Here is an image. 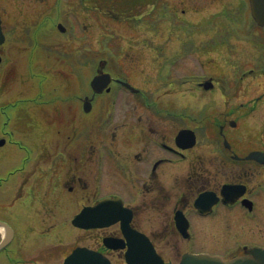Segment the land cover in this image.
<instances>
[{
	"label": "flooded vegetation",
	"instance_id": "flooded-vegetation-1",
	"mask_svg": "<svg viewBox=\"0 0 264 264\" xmlns=\"http://www.w3.org/2000/svg\"><path fill=\"white\" fill-rule=\"evenodd\" d=\"M207 1L212 0H203V8L193 5L198 14L193 24L207 25L212 43H207L208 47L216 49L222 42L232 38L233 41L230 51L218 48L197 52L204 58L201 64L207 69V77L191 84V90L200 97V107L192 108L191 113L188 110L196 106L187 105L182 99L189 90L184 88L186 83L168 79L152 97L142 86L135 87L120 74L106 70L112 77L106 91L95 93L91 87L88 89L87 82L82 84L87 88L85 93L81 88L70 91L69 94L75 92L74 99L64 101L70 117H88V122L80 126L86 133L80 138L86 142L78 146L81 152L74 147L66 153L58 144L46 148L43 137H35L32 147L30 139L24 140L26 108L31 112L33 108L40 110L37 118L31 119L38 130L44 126L42 131L46 124L62 122L67 114L61 112L60 98L53 106L55 114L45 112L48 105L43 104L45 99L41 95L37 107L26 102L30 95L23 82L34 75L38 67L34 64L40 65L41 52L44 61L53 56L63 63L62 59L69 58L62 56V51L46 53L41 48L47 29L67 31L57 14L69 11L76 16L92 17L93 10H97L96 0H0V245L8 239L0 247V264H53L64 255L55 263L61 264L78 247L97 251L112 262L117 259L120 264H127V243L122 250H113L104 243L106 237L125 239L121 222L90 229L72 224L85 206H92L104 197L124 200L131 228L149 238L165 264L180 263L185 253L225 251L231 252L229 257L233 258L246 255L247 249H264V28L251 17L249 0H233L232 6L223 3L222 11L208 9ZM138 3L133 2L130 8L134 9L133 5ZM158 9L168 11L169 16H176L183 26H188L191 9L184 2L177 5L169 0H151V11ZM108 10L106 18L114 12L111 7ZM254 39L262 47L257 57L263 66H237L234 60L238 54L252 56L247 47L241 51H234L233 47L254 43ZM223 57L231 59V74L236 72L240 76L238 81L233 75L232 83H221ZM239 65H244L243 61ZM171 70L172 67L167 68V73ZM155 73L162 75L157 70ZM46 77L45 70L43 79L37 83L45 85ZM117 92L119 96L128 93L136 97L134 125L129 124L130 129L119 140L121 149L109 147L110 139L114 140L116 135L110 136L106 122L111 105L117 101L112 95ZM219 105L225 106V110L217 111ZM11 107L13 113L9 114L7 110ZM96 117L98 121L94 124ZM125 125H116L115 129ZM182 130L189 132L181 137ZM61 132V127L55 128L56 135ZM47 149L54 152L56 173L46 191L42 182L47 176L40 178L45 171L42 157ZM100 150L98 161L93 163L94 152ZM31 156L35 162L28 173ZM95 170L103 183L116 182L117 191L104 193L105 188L94 185ZM33 177L39 182L37 189ZM74 203L76 209L72 210ZM66 204L69 213H74L70 225L76 237L77 230L88 235L81 238L86 242L77 243L76 238L64 250L60 249L61 228L56 220ZM49 220L53 224L49 225ZM141 224H147L148 229ZM181 241L187 244L183 253ZM158 244L172 250L170 258L159 252Z\"/></svg>",
	"mask_w": 264,
	"mask_h": 264
},
{
	"label": "rangeland",
	"instance_id": "rangeland-1",
	"mask_svg": "<svg viewBox=\"0 0 264 264\" xmlns=\"http://www.w3.org/2000/svg\"><path fill=\"white\" fill-rule=\"evenodd\" d=\"M138 1V4L133 5L136 7L132 9L130 8V5L133 4V2L136 3L137 0H96L95 7L100 10L101 14H98V12L95 11L92 17L87 18L81 17L80 15L76 16V14H69V11L63 12L64 15L58 13L57 15L61 18V22L63 23L67 31L65 33H60L58 30L52 29L50 31V29H47L46 33L48 34H46V42L41 43V48H45L46 53L48 48L51 50L50 53H52L53 50L60 51V49H64L63 51H72L73 56L76 57L78 61H80V66H84L82 62H86L88 60V64H93V67L96 69L100 66H103L105 70H111L112 72L117 74L121 73L120 75L122 78L128 79L127 81H129L135 87L142 86L143 89H145V91L152 97H155V91L160 90V86H164L166 83L167 73L165 71L161 72V67L165 65V62H173V74L171 73L170 78H167V80L169 79L170 81L182 83L187 81L191 82L193 80L199 81L203 76H207L205 73L207 69L204 70L201 66V62L203 59L199 56V54H197V52H199L200 50H206V48L202 47L206 46L207 43L212 45L211 36L207 29V25L196 26V24H193V22L197 21L198 19V14H195L193 5L196 6L199 4V8H203V0H169L170 2L177 3V5L178 3L183 4L184 2V5H188V8L191 9L189 24L187 27L183 26L179 22L178 18H176V16H165V12H167L166 10H156L152 12L151 0H149V3H147L148 1ZM238 1L240 0H236V2ZM128 2H130V4L126 5V3ZM223 3H225L227 6H232L233 0L207 1L206 6H208V9L212 11H222L225 9ZM109 7L113 8L114 12L110 16V18H106V16L108 17L107 13L109 12ZM237 8L238 6L235 7L234 10L236 11ZM134 11L138 19H132V21L119 20L123 14L132 16L134 14ZM169 18H171L170 21ZM155 29L157 30V32H155ZM210 30H213V28H211ZM232 41L233 38L228 42L221 43L220 48L225 51H230L232 47ZM245 49L249 54H251L252 57H249L250 55L240 56L238 54L237 59L234 60V62L236 61L237 66H253L258 68L263 66L261 59L257 57V54L262 51V47L260 46V43L256 42V39H254V43H239L238 49H234L233 47L234 51H241ZM40 56V65L36 63L34 64V66H38L34 69V75H29V79L23 82L24 86L27 89V94L30 95V98L27 99L26 102L33 103V106L37 107L39 105L38 100L41 95L42 98L45 99L43 104L45 103L48 105L47 109L45 107V112H51L52 114H55L53 106L57 98H60L63 100V103L61 105V112L67 114V116L65 118L62 117V122L58 121L56 123L52 122L46 124L45 131L41 130L44 127L42 126L39 131L37 123L35 124L34 122H32L31 118H37L40 110H38V108H33L32 112L27 108L25 109V111L22 110L24 111V115L28 117V119L25 118L27 121V126L22 132L23 136L27 135L26 137H24V140L30 139V145L32 147L33 143L35 142V137H43L45 141L44 144L48 149L54 148V146L58 144L62 146L63 152L65 151L66 153H68L70 152L71 148L76 147L78 153H80L81 150L79 147L85 145L86 143L85 141H81L80 139L81 137H85L86 135V133L83 132V129L80 126L88 122V117H70L68 112L69 106H65L64 101L69 103V101L74 98L75 92L69 94L70 91H79V88H81L82 93H85L87 91V88H84L82 87V85L80 86L79 84L75 83L76 81H73V83L69 87H67V81L63 86L64 83L61 81L58 72H60L61 75L64 76V72L69 71L71 77L74 76L75 72L77 75V82L81 83L82 79L79 78V74L85 75L84 79L86 80L90 76V71L87 69H83L84 71L79 73L77 70V68L79 67L73 65L72 59L71 62L67 61L66 65L56 61L53 56H50V59H46V61H44L45 57L42 52ZM223 58L224 59H222L221 64L225 65H221L222 70L219 71L221 75V83L230 84L233 82V78L237 73L235 72L236 74L234 73V76L231 74L230 68H232L233 66L231 59L229 57ZM62 60L66 61L65 59ZM42 61H44V64L42 63ZM241 61H243L244 65H239L241 64ZM42 66L43 68H39ZM65 67H67V69L63 70V68ZM45 70L48 74L45 80L46 87L43 83L41 84L42 86L37 83L38 80L43 79ZM156 70L157 74L162 75H157V77L155 73ZM95 72L96 70L94 71V73ZM236 77L238 81L240 76L237 75ZM247 81L248 80L245 79V83H247ZM239 82H241V80ZM61 83L62 86H60ZM81 84H83V82ZM112 96L114 97V95ZM185 97H187L186 93L184 94V98ZM135 98V96L132 97L128 93H122L117 98L116 105L110 107V113H108V115L106 116V122L109 126L110 136L115 133L116 137L114 138V140L112 138L110 139L109 147H116L118 149H121L119 140H121L125 132L130 129L129 126L131 125L129 124H133L135 116ZM196 98L197 97L194 93L192 94V96L190 95L185 103L187 105L191 104V102L193 103L194 101H197ZM120 99H122L123 102H121ZM224 107L225 106L223 105H219L215 109L217 111L225 110ZM13 109L14 108L12 107L9 108L7 110V113L12 114ZM104 114L105 111H103V113L101 114V120ZM89 119H91V116L89 117ZM97 121L98 119L96 117L94 119V124H97ZM123 123L126 124L124 128L121 127L122 129H115L116 125ZM77 126L79 127V132L76 134L75 127ZM56 127H61V134H55ZM37 130L38 132H35ZM33 134L36 136H34ZM40 134L45 135L40 136ZM78 135L80 136L77 138L76 136ZM60 138L61 141L59 142ZM48 149L44 153L46 155L42 157L45 159V171L41 172L43 176L40 178V180H43L47 176L46 179L42 182L45 186L46 191L50 187L51 180L56 173L53 160L54 152ZM100 152L101 150L98 151L97 154L96 151L94 152L95 156H93V163L98 161V155ZM34 162V156H31V167L28 173H31V169L33 168L32 164ZM95 171L96 176L94 177V185H97L100 189L105 188L102 190V192L104 193L117 191L118 184L116 182L106 180L103 183L101 179L99 180V176H97L98 170ZM36 178L33 177L32 181H34L33 186H35V188L37 189V184L39 182L36 180ZM72 207V210H75L76 203L72 204ZM61 210V216L56 220V222L59 223L61 228L60 249L63 248L65 250L69 245L74 244V241L77 237L74 228L70 225V221L72 218L71 216H73L74 213H69L68 205H63ZM140 221H143L142 218H140ZM47 222L49 225L53 224V220H49ZM141 227L143 229H148L147 224H141ZM71 233H73L72 236ZM94 233H97V231ZM77 235V243L86 242L84 239L81 240V238L86 237L88 235L87 232L77 230ZM186 245V242L183 243V241H181V253L184 252ZM158 249L163 256H166L168 258H170L173 253L172 250L165 248L161 244H158ZM218 252L230 254V252L225 251ZM63 256L59 257L53 264L61 261ZM113 263L120 264L122 262L120 260L113 259Z\"/></svg>",
	"mask_w": 264,
	"mask_h": 264
},
{
	"label": "water",
	"instance_id": "water-1",
	"mask_svg": "<svg viewBox=\"0 0 264 264\" xmlns=\"http://www.w3.org/2000/svg\"><path fill=\"white\" fill-rule=\"evenodd\" d=\"M253 17L264 26V0H251ZM109 82V75L97 76L93 80V86L100 91ZM88 109V108H87ZM117 210V212H114ZM87 215V216H86ZM91 219V220H90ZM90 220V221H88ZM121 220L122 229L128 242L126 259L130 264H164L163 260L156 254L150 241L142 234L130 227V212L118 203L110 199H102L95 207L87 209L79 215L73 223L83 228L103 227ZM8 241V239H6ZM6 240L0 245L2 247ZM106 244L112 248H123V240L105 239ZM114 242L115 244H112ZM254 258L238 257L226 261L220 256L208 254H187L180 264H264V250L252 251ZM63 264H111L102 254L77 248Z\"/></svg>",
	"mask_w": 264,
	"mask_h": 264
}]
</instances>
